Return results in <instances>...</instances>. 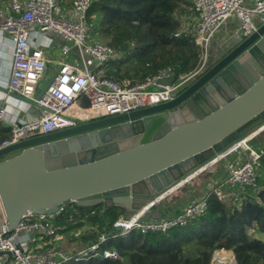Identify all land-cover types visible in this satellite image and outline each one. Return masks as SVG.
<instances>
[{
  "label": "water",
  "instance_id": "obj_1",
  "mask_svg": "<svg viewBox=\"0 0 264 264\" xmlns=\"http://www.w3.org/2000/svg\"><path fill=\"white\" fill-rule=\"evenodd\" d=\"M233 43L169 102L0 148V233L27 212L54 215L73 203L160 220L180 185L264 129V23Z\"/></svg>",
  "mask_w": 264,
  "mask_h": 264
},
{
  "label": "built area",
  "instance_id": "obj_2",
  "mask_svg": "<svg viewBox=\"0 0 264 264\" xmlns=\"http://www.w3.org/2000/svg\"><path fill=\"white\" fill-rule=\"evenodd\" d=\"M98 1L72 0L68 4L66 0H10L1 5L0 29L9 36L12 48L9 90L35 101L41 114L34 121L11 123L10 138L0 143V148L76 126L84 120L72 116L71 109L80 98L87 100V111L94 114L91 119L122 115L169 102L207 71L213 41L226 22L233 18L239 21L235 31L239 40L249 37L257 30L255 18L259 17L260 24L264 23V0H188L192 27L182 25V31L192 34L200 48L199 67L188 75L179 76L172 68H165L143 82L122 84L106 75L107 64L118 59L121 53L106 43L94 40L98 34V25L96 17L89 14L94 3ZM35 28L41 34L60 37L76 48L81 61L80 66L62 63L39 98L38 86L45 77L48 60L43 49L31 43V32ZM91 32L92 38H89ZM232 40L236 41L234 38ZM0 44L4 43L0 41ZM71 47L67 46L65 53L70 52ZM87 61L93 63V69L88 66ZM6 113L7 107L0 106V123L5 120ZM263 131L264 129L255 133L215 163L199 170L180 187L203 174L230 153L245 148L244 155L237 157L235 164L229 167L225 181L217 183L214 191L220 200L229 197L225 188L235 189L237 195L248 192L257 194L260 191L258 180L262 175L264 147H253L250 143ZM207 207L205 195L186 205L178 213L163 216L160 220H142L141 213L130 220L120 217L115 223L118 230L116 233L103 232L97 240L85 245L75 241L76 245H71L68 248L70 250L63 247L62 241L68 235H75L77 238L80 235L75 234L77 230L69 234L58 233L56 215L65 208L54 215L27 212L13 231L4 230L0 233V252L13 253L14 264H64L74 259L78 261L98 256L117 261L121 257L116 249H101L110 236H124L132 231L141 234L164 233L202 216ZM33 232L41 245L31 249L29 245L34 238L30 234ZM24 234L26 238L22 239ZM230 253L231 251L226 250L216 251L211 264H229L235 261L234 254Z\"/></svg>",
  "mask_w": 264,
  "mask_h": 264
},
{
  "label": "trees",
  "instance_id": "obj_3",
  "mask_svg": "<svg viewBox=\"0 0 264 264\" xmlns=\"http://www.w3.org/2000/svg\"><path fill=\"white\" fill-rule=\"evenodd\" d=\"M10 0H0V7ZM72 1V0H69ZM191 14L188 0H99L89 16L96 17L98 35L121 53L107 64L108 78L122 84L145 81L165 68L188 75L200 65V48L192 34L182 31L181 17ZM208 70V69H207ZM0 127V143L10 138ZM257 194H232L220 200L207 193V210L184 226L164 233L132 231L111 236L101 248L116 249L121 260L90 257L64 264H211L214 253L232 251L235 264H264V157ZM123 209L73 203L56 215L58 233L69 234L90 225L76 242L84 245L103 232L116 233Z\"/></svg>",
  "mask_w": 264,
  "mask_h": 264
},
{
  "label": "crops",
  "instance_id": "obj_4",
  "mask_svg": "<svg viewBox=\"0 0 264 264\" xmlns=\"http://www.w3.org/2000/svg\"><path fill=\"white\" fill-rule=\"evenodd\" d=\"M5 15L7 14L5 13ZM255 22L258 25L260 24L259 17L255 18ZM1 23L2 19H0V26ZM238 24L239 21L237 19H230L223 25L221 31L216 35L212 44L208 69L215 65L221 59L227 48L234 44L232 38H234L236 41L239 40V37H237L235 34ZM30 40L33 45L43 49L48 60L45 77L38 86L37 98H39L40 93L57 73L62 63L68 62L70 64L80 66L81 61L78 58L76 48L71 47L69 43L53 34L44 35L39 33V30L35 28L31 32ZM0 41L4 43L3 45L0 44V106L7 107L5 120L0 123V127H6L10 129V124L13 122H30L36 120L41 114V109L35 101L30 100L31 102H28L11 94L13 93L9 90V79L11 75L12 64V48L10 47L11 40L7 33L2 32L1 29ZM67 46H70L71 50L70 52L65 53ZM87 64L91 69H93L92 62L87 61ZM87 105L88 102L85 98L78 99L71 109V115L74 117L77 116L84 121L92 120L91 118L94 116V114L91 111H87ZM260 134L264 135V131ZM259 136L254 140L259 138ZM260 141V144L250 143V145L254 147L257 144L255 147H264V138ZM232 154L233 153H230L227 157H225L228 159L226 163L223 165H217L205 173L203 178H200L199 175L171 193L164 201L166 207H164L163 216H171L175 213H178L186 205L204 197L209 191L214 190L218 186L219 182L225 181L227 178L228 164L230 163L229 165H231L232 162L228 157L232 156ZM121 217H123V214ZM30 235L34 238L32 244L29 245L31 249H34V246L41 245V241L36 238L37 235L35 232L31 233ZM21 238L25 239L26 235H22ZM62 245L64 247V241H62ZM74 245H76V243H74ZM66 249L69 250L68 247ZM231 253L233 254V252ZM5 261L6 257L1 258L0 264H4ZM9 264L14 263L11 261Z\"/></svg>",
  "mask_w": 264,
  "mask_h": 264
},
{
  "label": "rangeland",
  "instance_id": "obj_5",
  "mask_svg": "<svg viewBox=\"0 0 264 264\" xmlns=\"http://www.w3.org/2000/svg\"><path fill=\"white\" fill-rule=\"evenodd\" d=\"M66 2H68V4L70 3V1L69 0H66ZM190 15L191 14H185V15H183L182 17H181V21H182V25L183 26H189L190 28L192 27V20H191V17H190ZM89 38H92V32L91 33H89ZM95 41H98V42H103V43H106L102 38H101V36H100V34L98 35H96V38L94 39ZM44 82V81H43ZM42 82V83H43ZM45 83V82H44ZM264 138V135H262V134H260V136H259V138H257L256 140H254L253 142H251V144H253V143H257V144H260V140H262ZM256 144V145H257ZM255 145V146H256ZM254 146V147H255ZM262 147V146H261ZM245 148H240L237 152H234L233 154H232V156H230V157H228V158H230V160L232 161L231 162V165H233V164H235V162H236V159H237V157L238 156H242V155H244V153H245ZM227 160L228 159H222V160H220L218 163H216L214 166H212L211 168H209L206 172H204L203 174H201L200 175V178H203L204 177V175H205V173H207L208 171H210L211 169H213L214 167H216L217 165H220V164H224V163H226L227 162ZM230 164V163H229ZM228 164V169H229V167L231 166V165H229ZM227 175H228V172H227ZM225 192L226 193H228L229 195H232V194H238V192L235 190V189H230V188H225ZM93 230V228L90 226V225H87V226H85L84 228H82V229H79V230H77L76 231V235H80V238L84 235V234H86V232H88V231H92ZM118 236H121V235H118ZM118 236H116L115 238H114V240L113 241H117V239L119 238ZM75 238H77V237H75V235L74 236H70V235H68V237L66 238V240H64V248H69L71 245H74V243H75ZM70 250V249H69ZM232 252V251H231ZM230 254H232V253H230Z\"/></svg>",
  "mask_w": 264,
  "mask_h": 264
}]
</instances>
